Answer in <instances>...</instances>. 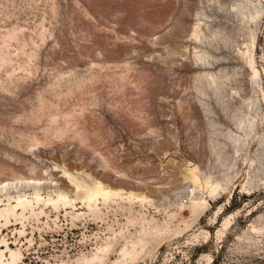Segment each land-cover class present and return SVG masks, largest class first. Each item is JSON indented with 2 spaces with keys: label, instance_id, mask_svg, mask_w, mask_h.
I'll list each match as a JSON object with an SVG mask.
<instances>
[{
  "label": "rangeland",
  "instance_id": "obj_1",
  "mask_svg": "<svg viewBox=\"0 0 264 264\" xmlns=\"http://www.w3.org/2000/svg\"><path fill=\"white\" fill-rule=\"evenodd\" d=\"M235 2L0 0L1 208L10 198L34 197L35 185L21 178L43 179L44 198L61 190L74 200L66 173L153 201L99 199L98 215L82 200L76 208L40 203L23 220L1 223L0 246L5 239L20 250V264H77L117 234L115 262L141 236L142 216L169 223L172 232L136 264H264V164L253 163L264 140V15L256 55L262 92L255 93L239 53L254 25L239 21ZM216 31L225 37L214 38ZM200 51L210 65L197 60ZM208 72L226 76L225 84L208 86ZM249 98L259 100V114L244 103ZM234 116L256 121L238 155L228 134L244 132ZM195 166L224 186L228 176L232 182L215 199L202 189L210 207L174 235L193 220L176 205L181 198L189 204L187 174ZM4 182L14 183L4 190Z\"/></svg>",
  "mask_w": 264,
  "mask_h": 264
},
{
  "label": "bare ground",
  "instance_id": "obj_2",
  "mask_svg": "<svg viewBox=\"0 0 264 264\" xmlns=\"http://www.w3.org/2000/svg\"><path fill=\"white\" fill-rule=\"evenodd\" d=\"M233 11L238 16L239 21L242 24L247 26L254 25V28H250L249 32V40L246 43V48H240L239 53L241 59L246 64V66L250 70V83L252 86V90L255 93L262 92V71L259 69L256 59L257 51H258V38H259V28L262 22V18L264 15V0H240L239 3L235 2L231 5ZM15 32H11L7 35L8 38L15 36ZM195 37L197 40L202 37V30L200 24H198L195 29ZM204 36V35H203ZM225 37L224 34L220 33V31H216L213 35L214 38ZM247 41V40H246ZM197 60L199 62H207L210 65L209 59L210 55L207 52L200 51L197 53ZM222 73V72H220ZM237 75V74H236ZM208 82V86L217 85V84H225L226 76L217 75L215 73H205L202 77ZM239 92H236L235 95H238ZM244 103H246L249 107H256V113L259 114L260 106L259 100L256 101L254 99H244ZM236 120V128L244 132V136L235 135L234 133H229L228 137L234 144L235 154H239L246 145H249V138L252 133L255 131L256 121L255 118L247 116L246 118H238L236 116L233 117ZM61 133H65V129L61 130ZM261 149L258 150L257 157L253 163H258L260 166L264 164V140L260 143ZM220 158V154H217ZM261 171L260 167L256 169V174L253 178H250L248 181L249 186L253 183V181L258 178V173ZM68 175L71 183L76 187L77 194L74 200L70 199L67 193L58 190L57 198L54 199L50 196L44 198L39 193V186L43 183V179H32V178H21L18 180V183L21 184H34L35 193L33 198H27L26 196H19L16 199V204H12L11 198L9 199V203L5 205L4 208L0 206V229L2 227V222H4V226L8 225L12 218L23 220L25 218V213L29 210L34 212L35 206L40 203H44L45 205H53L55 209H58L60 204L66 206H74V203L77 200H82L87 208L93 215L99 214L98 202L99 199H102L104 202L109 201L110 199H121V200H138L141 202L151 203L153 202L146 194L144 193H136L134 191H125L122 188L118 187H109L105 185L102 181L94 179L93 185L88 186L86 183L78 180L77 177L66 173ZM187 180L191 183L190 186L187 187V198L189 200V204L183 203V198L180 199L178 204L176 205L178 211L184 212L185 209L189 208L193 220L185 222V228L183 230H177L174 235H179L183 233V231H187L191 229L195 222H197L203 212L208 210L210 207V202L207 201L204 196L201 194L202 189H206L210 193V197L212 199L217 198L229 189V184L232 182L229 176L226 180V185L224 186L221 182L214 180L211 176H208L206 173L202 172L199 166H195L188 170ZM46 181V180H45ZM14 182H4L2 184V189H7V187ZM45 184V183H44ZM248 190H251L249 188ZM1 202V201H0ZM222 208H220V211ZM41 213H44L42 210ZM40 213V214H41ZM86 213H78L74 215V218L79 219L82 216H85ZM176 215H171V219H173ZM235 217V214L231 215L230 218H226L225 223L223 225L224 229L220 230L219 236L222 237L225 234L226 229L231 225L232 218ZM260 218L259 220H261ZM140 224L142 226L141 236L136 238L135 240H131L128 242V245H125L119 251V259L115 262L110 261L111 252L114 250L115 245L114 242L116 240L117 234L114 237H110L106 240L105 244L99 248L94 254L91 256H83L77 260V264H136L140 259L145 258L151 251L150 248L154 242H159L158 246H161L163 242L166 240V237L172 232L169 227V223H160L155 218L147 219L145 216L141 217ZM253 230L257 233H260L263 230L262 228H258L257 226L253 227ZM207 236L210 234L206 233ZM3 246H0V264H20L23 260L24 256L20 250L13 249L9 242L5 239L3 240ZM50 264V263H48Z\"/></svg>",
  "mask_w": 264,
  "mask_h": 264
}]
</instances>
